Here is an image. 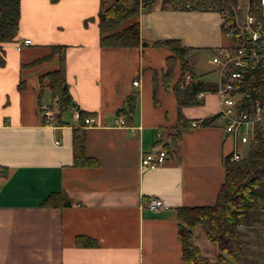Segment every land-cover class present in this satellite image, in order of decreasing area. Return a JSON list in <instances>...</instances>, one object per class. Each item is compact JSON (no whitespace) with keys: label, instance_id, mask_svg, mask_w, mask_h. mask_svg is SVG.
<instances>
[{"label":"crops","instance_id":"0c3cea01","mask_svg":"<svg viewBox=\"0 0 264 264\" xmlns=\"http://www.w3.org/2000/svg\"><path fill=\"white\" fill-rule=\"evenodd\" d=\"M162 3L155 0L137 20L149 46L124 49L100 44L101 0H21L17 37L32 43L21 51L15 41L0 45V264H187L178 210L214 205L227 157L245 145L217 123L191 127L217 116L220 98L209 93L180 107L181 60L152 45L180 41L199 80L215 85L211 60L230 44L221 14L165 10ZM59 48L72 106L90 124L71 109L70 118L60 116L48 88V75L61 68ZM205 52L210 59L201 70ZM52 108L49 120L44 113ZM124 109L129 116L120 114ZM76 138L84 140L93 165L76 164ZM160 147L167 161L142 168V157ZM58 192L71 205L44 207ZM156 199L164 208L148 210ZM203 228L193 230L192 242L209 264H264V200L239 226L243 263L221 262L220 248Z\"/></svg>","mask_w":264,"mask_h":264},{"label":"trees","instance_id":"16d2710c","mask_svg":"<svg viewBox=\"0 0 264 264\" xmlns=\"http://www.w3.org/2000/svg\"><path fill=\"white\" fill-rule=\"evenodd\" d=\"M59 1L51 0L54 4ZM154 3L155 0H101L98 13L101 46L124 49L149 46L141 40L137 20L142 14L150 13ZM189 3L192 5L190 10L213 11L220 14L225 11L230 12L237 7V0H163L162 8L175 11L187 10L185 6ZM258 4L259 1H252V11L260 19H263L262 12L256 10ZM20 19L21 0H0V45L15 41ZM222 29L225 31L223 27ZM152 45L170 50L181 60V78L176 86L180 107L181 105L199 104L196 96L200 92L215 91L214 85H207L199 80L185 58L189 49L184 47L180 41L166 40L155 42ZM55 52L59 54L61 68L48 75V88L57 101L59 114L62 116L70 111L72 98L65 81L64 51L59 48L54 49ZM187 74H191L194 79H198L200 82L191 84L186 90H183L182 86ZM260 74L263 75L262 78H259L251 87L244 88L243 102L245 105L246 103L247 105L255 103L257 100H264V71ZM129 110H131L130 106ZM128 111L124 109L120 114L129 116ZM85 117V114L81 112L80 118L86 119ZM214 118L205 120L202 124L209 126ZM178 124L180 128L185 125L181 115H179ZM179 137L178 134L173 138L174 153H178ZM245 150L241 161L232 162V155L227 157L225 182L214 205L185 207L178 210L180 221L178 236L182 244L183 259L187 264H209L192 242L193 230L197 227L206 228L210 241L218 245L222 252L221 262L226 261L228 257L238 263H243L239 226L243 219L260 208L264 198V129L257 132L256 142L252 141L245 145ZM75 158L77 165L94 164V160L87 156L83 139L76 138ZM43 205L48 208L66 207L71 205V201L63 192H58L50 194Z\"/></svg>","mask_w":264,"mask_h":264},{"label":"built area","instance_id":"2783aa9c","mask_svg":"<svg viewBox=\"0 0 264 264\" xmlns=\"http://www.w3.org/2000/svg\"><path fill=\"white\" fill-rule=\"evenodd\" d=\"M252 1L249 0L247 7L243 9L240 0H237L235 9L221 14L224 34L230 39V44L216 49L211 60L219 75V80L214 85L215 91L200 92L196 96L199 102H202L209 93H214L220 98L221 109L212 123H217L225 132L232 135L240 145H246L252 141L256 142L257 132L264 129V100H257L248 105L243 102L244 88L254 85L259 78L263 77L260 72L264 71V15L263 19H260L252 11ZM254 1H259L256 10L263 14L264 0ZM191 7L190 3L185 6L187 10H190ZM31 43V40H23L22 37H17L15 47L21 51ZM198 82H200L198 79L196 80L191 74H187L182 89L186 90L191 84ZM138 84V81L134 82V86H138ZM71 111L74 118H80V112L76 106H72ZM44 116L52 120L54 114L47 109ZM92 122L93 120L89 118L85 120L86 124ZM202 123L201 121H193L191 127L199 128L203 126ZM157 137L159 143L163 145L164 140L161 131ZM167 159V151L163 147L156 148L142 157L141 167L156 169L162 166ZM242 159V151L236 150L232 154V162H238ZM164 206V203L157 199L147 203V209L150 211H157Z\"/></svg>","mask_w":264,"mask_h":264},{"label":"rangeland","instance_id":"374dc122","mask_svg":"<svg viewBox=\"0 0 264 264\" xmlns=\"http://www.w3.org/2000/svg\"><path fill=\"white\" fill-rule=\"evenodd\" d=\"M241 1V4H242V8L243 9H245L246 7H247V4L249 3V0H240ZM239 6V5H238ZM240 7V6H239ZM263 15H264V8H263ZM210 59V55L208 54V53H202L201 54V57H200V59H199V68L201 69V70H204L205 69V67H207V63H208V60ZM56 110L57 109H55V108H52L51 110L50 109H48V111H50V112H53V114H55V112H56ZM71 114L69 113V112H66L63 116L64 117H66V118H70L71 116H70ZM246 151V150H245ZM263 200H264V198H263ZM201 231H205V229L203 228V229H201ZM200 231V232H201ZM216 248V247H215Z\"/></svg>","mask_w":264,"mask_h":264}]
</instances>
